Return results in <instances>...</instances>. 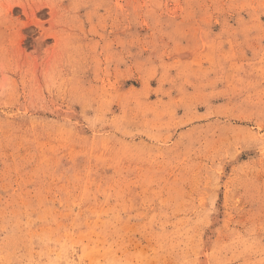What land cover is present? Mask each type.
Returning <instances> with one entry per match:
<instances>
[{
	"label": "rangeland",
	"instance_id": "rangeland-1",
	"mask_svg": "<svg viewBox=\"0 0 264 264\" xmlns=\"http://www.w3.org/2000/svg\"><path fill=\"white\" fill-rule=\"evenodd\" d=\"M0 264H264V0H0Z\"/></svg>",
	"mask_w": 264,
	"mask_h": 264
}]
</instances>
